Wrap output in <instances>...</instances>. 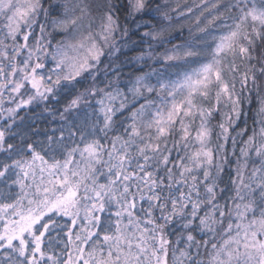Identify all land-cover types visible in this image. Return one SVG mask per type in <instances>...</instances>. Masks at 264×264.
<instances>
[{
	"label": "snow or ice",
	"instance_id": "1",
	"mask_svg": "<svg viewBox=\"0 0 264 264\" xmlns=\"http://www.w3.org/2000/svg\"><path fill=\"white\" fill-rule=\"evenodd\" d=\"M0 264H264V0H0Z\"/></svg>",
	"mask_w": 264,
	"mask_h": 264
}]
</instances>
